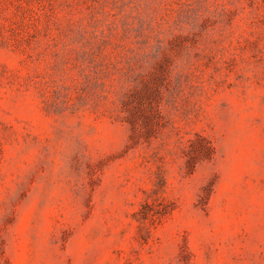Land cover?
Segmentation results:
<instances>
[{
    "label": "rangeland",
    "instance_id": "rangeland-1",
    "mask_svg": "<svg viewBox=\"0 0 264 264\" xmlns=\"http://www.w3.org/2000/svg\"><path fill=\"white\" fill-rule=\"evenodd\" d=\"M0 264H264V0H0Z\"/></svg>",
    "mask_w": 264,
    "mask_h": 264
}]
</instances>
